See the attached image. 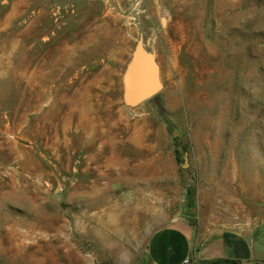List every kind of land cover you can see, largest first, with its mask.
Masks as SVG:
<instances>
[{
    "label": "rangeland",
    "instance_id": "obj_1",
    "mask_svg": "<svg viewBox=\"0 0 264 264\" xmlns=\"http://www.w3.org/2000/svg\"><path fill=\"white\" fill-rule=\"evenodd\" d=\"M181 218L264 264V0H0V264H155Z\"/></svg>",
    "mask_w": 264,
    "mask_h": 264
},
{
    "label": "crops",
    "instance_id": "obj_2",
    "mask_svg": "<svg viewBox=\"0 0 264 264\" xmlns=\"http://www.w3.org/2000/svg\"><path fill=\"white\" fill-rule=\"evenodd\" d=\"M250 245L242 236L226 230H214L198 236L194 234L189 219L181 218L151 237L149 253L155 264H183L192 251L201 260L229 258L239 261L252 258L254 249Z\"/></svg>",
    "mask_w": 264,
    "mask_h": 264
},
{
    "label": "water",
    "instance_id": "obj_3",
    "mask_svg": "<svg viewBox=\"0 0 264 264\" xmlns=\"http://www.w3.org/2000/svg\"><path fill=\"white\" fill-rule=\"evenodd\" d=\"M158 89L159 83L156 72L148 69L142 62L136 60L135 71L130 77L129 86L127 88V94L129 99L133 103H138L155 94ZM179 134L180 130L175 127H172V137H176ZM182 167H188V161L186 158L184 160V163L182 164ZM188 211L193 213L195 209L189 208Z\"/></svg>",
    "mask_w": 264,
    "mask_h": 264
},
{
    "label": "trees",
    "instance_id": "obj_4",
    "mask_svg": "<svg viewBox=\"0 0 264 264\" xmlns=\"http://www.w3.org/2000/svg\"><path fill=\"white\" fill-rule=\"evenodd\" d=\"M238 260L229 258H215L208 262V264H221V263H236Z\"/></svg>",
    "mask_w": 264,
    "mask_h": 264
},
{
    "label": "built area",
    "instance_id": "obj_5",
    "mask_svg": "<svg viewBox=\"0 0 264 264\" xmlns=\"http://www.w3.org/2000/svg\"><path fill=\"white\" fill-rule=\"evenodd\" d=\"M189 263V258L186 257L184 260H183V264H188Z\"/></svg>",
    "mask_w": 264,
    "mask_h": 264
}]
</instances>
